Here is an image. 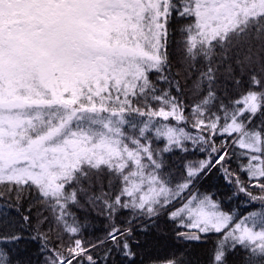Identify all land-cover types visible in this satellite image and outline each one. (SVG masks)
<instances>
[{
    "label": "snow or ice",
    "instance_id": "1",
    "mask_svg": "<svg viewBox=\"0 0 264 264\" xmlns=\"http://www.w3.org/2000/svg\"><path fill=\"white\" fill-rule=\"evenodd\" d=\"M0 264H264V0H0Z\"/></svg>",
    "mask_w": 264,
    "mask_h": 264
}]
</instances>
